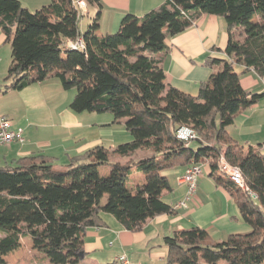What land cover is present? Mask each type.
I'll return each instance as SVG.
<instances>
[{
  "label": "trees",
  "instance_id": "1",
  "mask_svg": "<svg viewBox=\"0 0 264 264\" xmlns=\"http://www.w3.org/2000/svg\"><path fill=\"white\" fill-rule=\"evenodd\" d=\"M77 1L87 6L85 16L96 8L83 32ZM101 3L51 0L31 13L19 0H0V32L11 58L2 92L55 78L63 90H75L72 112H108L131 136L114 148L95 146L70 157L64 168L43 154L0 167V264L23 238L50 264H78L86 257L87 230L106 226L103 214L132 233L150 219L174 215L161 199L171 190L163 173L191 162L208 165L251 231L223 241L196 226L173 232L163 240L164 264H264V155L226 132L259 97L242 88L234 66L264 76V0H166L142 17L125 15L118 31L104 36L98 34ZM202 15L223 19L228 60L206 61L212 72L193 97L165 84L156 55ZM68 40H81L83 50L68 48ZM181 128L197 138L178 139ZM139 151L148 154L135 158ZM220 156L240 170L247 191L220 172ZM133 168L143 175L135 186Z\"/></svg>",
  "mask_w": 264,
  "mask_h": 264
},
{
  "label": "crops",
  "instance_id": "2",
  "mask_svg": "<svg viewBox=\"0 0 264 264\" xmlns=\"http://www.w3.org/2000/svg\"><path fill=\"white\" fill-rule=\"evenodd\" d=\"M165 1L102 0L98 34L105 35L101 23L104 27L107 26L105 28L107 30L115 29L126 13L142 17ZM91 8L96 11V8ZM227 40L223 19L210 15H202L190 29L168 39L166 41L168 50L156 55L165 74V84L196 97L200 85L212 72L206 61L210 58L228 60L224 53ZM10 60L9 44L5 43V36L0 32V117H6L11 122V130L21 131L23 138L22 143L14 141L9 146L0 148V167L11 165L17 159L35 154L53 157L56 162L67 165L70 157L102 145L99 139H82L84 135L78 133L79 131L84 128H101V126L92 127L90 124L85 125L80 122L78 117L70 113L71 102L66 107L63 103L62 105L58 103L60 90H65L57 79L50 78L22 90L9 89L2 92L5 84L8 83L6 78ZM215 69L218 70L217 67ZM234 71L239 75L242 88L259 97L256 103L236 116L233 123L226 127V132L245 149L251 147L264 155V76H258L252 69L246 70L240 65L234 66ZM111 117L113 119V116ZM112 123H115L114 119ZM115 141H111L110 148L121 144ZM190 146L196 147L193 142ZM125 162L127 160L123 161ZM205 165L207 171H202V175L197 179L195 193L185 206L176 209L174 215H161L148 220L139 232H129L123 229L113 216L103 214L106 226L90 228L86 232L84 243L86 257L88 253H102L104 257L100 258L99 264H107L125 255L132 263L133 258L128 253L134 249L140 259L134 261L136 264H164L166 251L162 247L163 240L173 232L196 226L205 229L216 241L226 240L230 235L249 233L251 228L240 217L235 202L226 190L218 186L209 176L210 169L207 164ZM187 167H179L163 173L171 190L163 192L161 199L171 207L186 197V185L179 179ZM142 181L143 175L132 185L135 186ZM21 242L33 246L28 238H23L20 244ZM115 243L118 245L119 253L111 256L105 247ZM154 243L158 244L154 245ZM17 250L7 254L4 259L7 260ZM38 252L44 258V255ZM44 260L50 264L45 258Z\"/></svg>",
  "mask_w": 264,
  "mask_h": 264
},
{
  "label": "rangeland",
  "instance_id": "3",
  "mask_svg": "<svg viewBox=\"0 0 264 264\" xmlns=\"http://www.w3.org/2000/svg\"><path fill=\"white\" fill-rule=\"evenodd\" d=\"M19 2L23 6V8H26L29 12L33 13L39 10L40 8H42L43 6L49 4L50 0H19ZM83 7H84V13L86 14L87 6L85 5ZM88 10H89L88 15L81 17L79 20V28L81 29V31H85L87 29V26L91 23L94 13H96V11H94L91 7H89ZM128 14H132V13H128ZM125 15H127V13ZM125 15H123L122 18ZM256 19H261V18L258 17ZM101 27H102V31L105 32V35L115 34L119 28L118 26L115 27V29L107 30L105 29L107 28V26L104 27L103 23H101ZM58 96H59L58 103L61 105L63 103L64 106L66 107L73 100L75 96V90L74 89L69 91L60 90ZM70 113H73V115L75 117H78V120L85 125L90 124L92 127L101 126V128H84L83 130L78 132L84 135V137L82 138L84 140H92V139L101 140L102 145H97V146H104L108 148L109 145H111V141L116 140L118 143L122 144L131 140L130 134L124 128L123 120L121 121L122 123H116V122L112 123L113 120L111 117L112 115L108 112L101 114L89 113V112L75 113L70 110ZM147 154H148L147 151H139L138 154L135 156V158H139ZM55 167L64 168L65 165H63L61 162H56ZM206 167L207 166L205 164L202 165L203 172L207 171ZM138 177H142L141 173L133 168L129 179L130 185L134 184V182H138ZM105 201L106 198L103 199L102 203H105ZM156 244L158 243H154V245ZM162 247L164 246L162 245ZM17 249L18 250L15 253L11 254L7 258V260L4 259L7 264H49L44 260L41 254L33 248L32 244L30 243L26 244L25 242H21L20 246ZM105 249L106 251H108L107 253H111V256L119 253L117 250L118 245L116 243L110 246H106ZM128 255L133 258L131 264H136V262L134 261H138V260L140 261L139 255L137 252H134V249H132V252H129ZM102 256L104 257L102 253L101 254L88 253L86 259L80 261L78 264H99V260L100 258L102 259Z\"/></svg>",
  "mask_w": 264,
  "mask_h": 264
},
{
  "label": "built area",
  "instance_id": "4",
  "mask_svg": "<svg viewBox=\"0 0 264 264\" xmlns=\"http://www.w3.org/2000/svg\"><path fill=\"white\" fill-rule=\"evenodd\" d=\"M77 5L80 9L81 15L85 16L84 7L82 6L80 1H77ZM65 46H72V41L68 40L65 43ZM79 47L81 46V40ZM83 50V48H82ZM178 139L188 142L190 140H194L197 137H194V134H190L189 132L185 131H178L177 132ZM14 141L19 143L23 142L22 132L21 131H13L11 130V122L6 117H0V148L4 146H9ZM224 160L223 156H220ZM230 171H234L236 174L235 168H228ZM202 175V164L191 162L189 167L186 169L184 174L179 179L180 182L186 185V197L183 201L174 205L173 209H179L185 206L186 202L194 195L196 190V183L197 179ZM250 196L253 197V193L250 192ZM117 262L119 264H131L128 258L125 255L118 257Z\"/></svg>",
  "mask_w": 264,
  "mask_h": 264
},
{
  "label": "bare ground",
  "instance_id": "5",
  "mask_svg": "<svg viewBox=\"0 0 264 264\" xmlns=\"http://www.w3.org/2000/svg\"><path fill=\"white\" fill-rule=\"evenodd\" d=\"M79 44H80V40H78L76 42H72V46H67V47L70 48V49H73V50H82V48H83L82 42H81L82 48L79 47ZM179 131L189 132L190 134H194V137H196L195 133L192 132L189 129L181 128ZM218 168H219L220 172L224 176H226L229 181H231L232 183H234L236 185V187H238L240 189H243V190H246V191L248 190V188L246 187V184L244 182V179H243L242 174H241L239 169L230 166L223 159H220V161L218 163ZM228 168H235L236 169V174L234 173V171H230V169H228Z\"/></svg>",
  "mask_w": 264,
  "mask_h": 264
}]
</instances>
